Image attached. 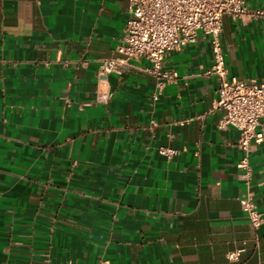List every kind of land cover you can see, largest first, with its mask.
<instances>
[{
  "label": "crops",
  "instance_id": "1",
  "mask_svg": "<svg viewBox=\"0 0 264 264\" xmlns=\"http://www.w3.org/2000/svg\"><path fill=\"white\" fill-rule=\"evenodd\" d=\"M127 19L125 0H0V264H264L240 203L264 217V142L248 186L208 40L167 55L178 77L153 102L149 62L98 74ZM221 43L230 76L264 82V15L225 16Z\"/></svg>",
  "mask_w": 264,
  "mask_h": 264
},
{
  "label": "built area",
  "instance_id": "2",
  "mask_svg": "<svg viewBox=\"0 0 264 264\" xmlns=\"http://www.w3.org/2000/svg\"><path fill=\"white\" fill-rule=\"evenodd\" d=\"M128 19L115 54L103 59L98 74L101 78L110 74L122 76L134 62H149L140 67L143 72L157 79V92L152 96L158 101L159 92L167 82L178 77L177 72L163 70L165 58L188 44H195L199 37L206 38L211 46L212 66L207 72L218 82L214 109L221 111L218 123L220 130L235 128L240 133L237 143L242 157L237 165L241 178L250 186L252 167L250 156L253 147L264 142V135L257 131L259 120L264 115V82L256 78L240 79L230 76L226 67L221 43L223 18L233 19L264 15L262 10H252L245 0H125ZM109 94L99 92L97 102L107 103ZM158 153L168 160L178 155V150L161 147ZM243 212L252 226L258 228L264 222L257 210L253 192L240 198ZM239 252L228 254L233 261ZM98 264H108L102 260Z\"/></svg>",
  "mask_w": 264,
  "mask_h": 264
}]
</instances>
